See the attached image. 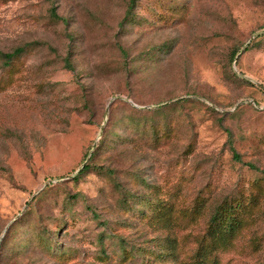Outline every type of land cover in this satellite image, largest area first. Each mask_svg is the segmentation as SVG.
<instances>
[{"label":"rangeland","instance_id":"rangeland-1","mask_svg":"<svg viewBox=\"0 0 264 264\" xmlns=\"http://www.w3.org/2000/svg\"><path fill=\"white\" fill-rule=\"evenodd\" d=\"M128 5L0 0V264H264V0Z\"/></svg>","mask_w":264,"mask_h":264},{"label":"trees","instance_id":"trees-1","mask_svg":"<svg viewBox=\"0 0 264 264\" xmlns=\"http://www.w3.org/2000/svg\"><path fill=\"white\" fill-rule=\"evenodd\" d=\"M134 1L135 0H129V5L126 9V15L124 17L130 14L129 11L133 6ZM50 13L53 17L57 18L56 14L54 13V9H50ZM22 52H23L22 46L15 47L7 52H0V62H1L0 64L3 67L8 66L11 60L13 58L18 57ZM242 81L249 83L248 80L246 79H242ZM232 157L234 158V160L237 161L239 160L238 155L235 153L232 154ZM245 165H247L249 168L256 169L252 164L246 163ZM88 166L89 165L85 163L80 169V172L85 171L88 168ZM235 224L236 223L234 222L233 216L226 209L215 210L210 218L211 232L214 236L216 235L217 238L218 236H221V238L224 239L230 236L234 232Z\"/></svg>","mask_w":264,"mask_h":264},{"label":"water","instance_id":"water-1","mask_svg":"<svg viewBox=\"0 0 264 264\" xmlns=\"http://www.w3.org/2000/svg\"><path fill=\"white\" fill-rule=\"evenodd\" d=\"M7 227V226H6ZM6 227H5V229H6ZM5 229H4V231H5Z\"/></svg>","mask_w":264,"mask_h":264}]
</instances>
